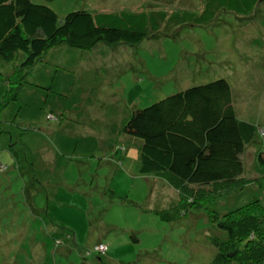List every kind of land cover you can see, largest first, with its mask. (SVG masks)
<instances>
[{
	"label": "rangeland",
	"instance_id": "1",
	"mask_svg": "<svg viewBox=\"0 0 264 264\" xmlns=\"http://www.w3.org/2000/svg\"><path fill=\"white\" fill-rule=\"evenodd\" d=\"M32 1L59 19L78 9L198 12L203 2ZM175 35L133 46L61 45L28 73L17 100L0 111V264H211L226 237L217 226L225 214L256 200L264 207L256 163L258 148L264 151V77L255 79L264 76V58H257L264 54V0L248 16L222 12L208 28L183 26ZM239 76V116L259 128L242 153V187L193 195L185 188L195 201L187 204L164 179L139 173L142 142L121 131L133 109ZM95 240L107 252L86 256Z\"/></svg>",
	"mask_w": 264,
	"mask_h": 264
},
{
	"label": "trees",
	"instance_id": "2",
	"mask_svg": "<svg viewBox=\"0 0 264 264\" xmlns=\"http://www.w3.org/2000/svg\"><path fill=\"white\" fill-rule=\"evenodd\" d=\"M260 1L203 0L198 12L78 9L59 19L46 3L0 0V68L12 65L0 71V111L17 100L28 73L46 61L51 49L61 45L84 50L98 44L133 46L158 33L173 37L183 26L208 28L222 12L248 16ZM257 58L263 59L264 54ZM255 64L261 65L259 61ZM258 76L255 79L260 81L264 77ZM240 77L189 86L144 108L133 109L121 131L142 142L139 173L164 179L183 199L187 198L182 191L185 188L193 195L204 188L223 189L228 185V191H234L236 186L242 187V153L255 140L259 128L251 120L241 118L236 108L233 90L240 91ZM262 83L264 91V80ZM263 91L255 96L256 100L263 98ZM84 145L96 146L90 141ZM263 153L258 148L256 163L263 169L262 177ZM187 199V204L195 203L191 197ZM217 226L226 237L216 243L217 253L211 264H264V207L257 200L226 213ZM99 244H105L108 250L106 243L97 242L85 255L105 254L107 250H95Z\"/></svg>",
	"mask_w": 264,
	"mask_h": 264
},
{
	"label": "built area",
	"instance_id": "3",
	"mask_svg": "<svg viewBox=\"0 0 264 264\" xmlns=\"http://www.w3.org/2000/svg\"><path fill=\"white\" fill-rule=\"evenodd\" d=\"M95 250H97L100 253H104L107 250V246L105 244H99L95 246Z\"/></svg>",
	"mask_w": 264,
	"mask_h": 264
},
{
	"label": "crops",
	"instance_id": "4",
	"mask_svg": "<svg viewBox=\"0 0 264 264\" xmlns=\"http://www.w3.org/2000/svg\"><path fill=\"white\" fill-rule=\"evenodd\" d=\"M97 242H99V241L95 240V243H97Z\"/></svg>",
	"mask_w": 264,
	"mask_h": 264
}]
</instances>
